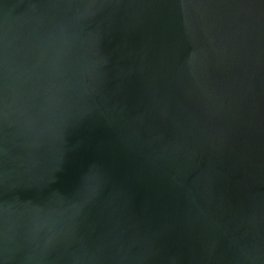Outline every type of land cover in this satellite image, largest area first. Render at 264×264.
Segmentation results:
<instances>
[{
    "label": "water",
    "instance_id": "95a60500",
    "mask_svg": "<svg viewBox=\"0 0 264 264\" xmlns=\"http://www.w3.org/2000/svg\"><path fill=\"white\" fill-rule=\"evenodd\" d=\"M0 264H264V0H0Z\"/></svg>",
    "mask_w": 264,
    "mask_h": 264
}]
</instances>
